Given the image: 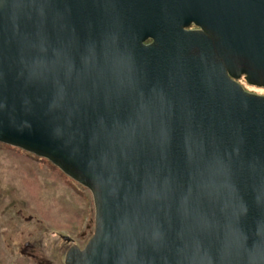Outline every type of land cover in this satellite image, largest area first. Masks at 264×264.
I'll return each mask as SVG.
<instances>
[{
    "label": "water",
    "instance_id": "1",
    "mask_svg": "<svg viewBox=\"0 0 264 264\" xmlns=\"http://www.w3.org/2000/svg\"><path fill=\"white\" fill-rule=\"evenodd\" d=\"M241 73L264 86V0H0V143L93 196L64 264H264V96Z\"/></svg>",
    "mask_w": 264,
    "mask_h": 264
},
{
    "label": "rangeland",
    "instance_id": "2",
    "mask_svg": "<svg viewBox=\"0 0 264 264\" xmlns=\"http://www.w3.org/2000/svg\"><path fill=\"white\" fill-rule=\"evenodd\" d=\"M54 166L0 143V264H64L92 236L91 191Z\"/></svg>",
    "mask_w": 264,
    "mask_h": 264
},
{
    "label": "flooded vegetation",
    "instance_id": "3",
    "mask_svg": "<svg viewBox=\"0 0 264 264\" xmlns=\"http://www.w3.org/2000/svg\"><path fill=\"white\" fill-rule=\"evenodd\" d=\"M184 29L186 30H202V28L198 25H196L194 22H192L190 25L185 26ZM151 41V39H148L146 41V43H149ZM232 79L237 82L242 89L247 92V93H251V94H256V95H260V96H264V86H258V85H253L250 84L246 81L245 79V74L241 73L239 76L237 77H232ZM250 90H249V89ZM25 246L29 247L31 246L29 242L25 243Z\"/></svg>",
    "mask_w": 264,
    "mask_h": 264
},
{
    "label": "trees",
    "instance_id": "4",
    "mask_svg": "<svg viewBox=\"0 0 264 264\" xmlns=\"http://www.w3.org/2000/svg\"><path fill=\"white\" fill-rule=\"evenodd\" d=\"M54 167H55V166H54ZM55 168H56V167H55ZM73 188H74V187H73ZM73 188H72V189H73Z\"/></svg>",
    "mask_w": 264,
    "mask_h": 264
}]
</instances>
